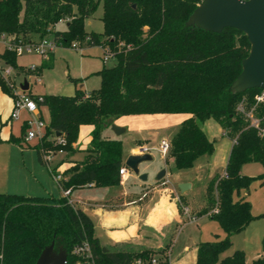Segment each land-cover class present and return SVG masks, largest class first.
<instances>
[{"label": "trees", "instance_id": "16d2710c", "mask_svg": "<svg viewBox=\"0 0 264 264\" xmlns=\"http://www.w3.org/2000/svg\"><path fill=\"white\" fill-rule=\"evenodd\" d=\"M202 0H0V32L21 40L40 39L50 32L60 45L75 39L87 46L108 45L115 52V63L98 71L100 86L85 97L81 88L73 95L29 94L49 111L45 135L37 145L42 152L71 153L79 127L92 125L91 140L82 161L64 170L62 188L93 184L98 187L119 183L122 165V141L101 136L108 118L123 115L183 113L188 116L169 140L167 157L176 169L193 166L204 154H212L214 144L201 127L214 119L233 141L224 175L207 180L205 204L198 215L210 214L224 232V237L201 241L196 247L195 264H246L245 252L234 250L221 257L231 245V234L242 230L256 216L241 190L253 179L264 183V136L248 125L236 107L241 100L251 105L253 87L241 91L231 86L242 70L250 42L241 30L225 27L212 31L188 24V19ZM102 5V32H87L85 21ZM134 5V7H133ZM69 18L62 30L53 25ZM120 43V50L116 45ZM3 60L23 71L17 54L4 50ZM53 52L40 69L47 66ZM37 68V71L40 70ZM0 89L11 94L0 79ZM64 136V145L52 136ZM258 162L263 170L255 176L241 172L244 164ZM238 195V197H237ZM88 241L97 264H127L137 257L159 255L160 264H168L164 252L126 250L107 247L94 234L91 217L66 198L28 196L0 192V264H35L44 249L54 242L67 254L66 264H73L75 245ZM252 264H264L258 256Z\"/></svg>", "mask_w": 264, "mask_h": 264}, {"label": "crops", "instance_id": "0c3cea01", "mask_svg": "<svg viewBox=\"0 0 264 264\" xmlns=\"http://www.w3.org/2000/svg\"><path fill=\"white\" fill-rule=\"evenodd\" d=\"M44 107L39 108V115L48 123V116L44 119L48 109L45 105ZM11 109L10 95L0 89V143L15 144V149L19 147L22 150L28 146L36 152L37 160H30L28 167L25 162L22 164L15 162V169L7 166V160L5 171L0 173V186L5 189V192L70 199L74 206L79 207L91 217L94 234L101 244L126 250L146 249L164 252L167 253L168 264H195L196 247L201 240L198 237L193 240L195 244L193 247L184 243L177 246L184 225L189 223L188 218L180 211L179 201L188 207L192 205L191 208L194 210L202 208L205 204L207 180L215 174L225 173L233 140L230 138L227 142L220 138V136H228L223 135V128L214 119L209 118L201 123L206 136L214 144V151L212 154L199 156L190 168L176 169L174 166L167 169L162 165L141 168L140 162L139 174L145 173V180H141L138 174L130 173L125 180L120 179L119 176V183L116 185L98 187L89 184L70 188L68 195H65L60 183L63 172L75 162L84 159L93 126L84 124L79 127L77 140L72 144L73 152H42L39 158L37 150L39 140L33 138L25 141L26 111L22 110L17 119H12ZM187 116L183 113L123 115L113 119V122L125 128L123 135L130 130L126 147L123 148V139L118 138L111 128L105 126L102 137L118 138L122 141V164L129 154H139V146L148 149L147 153L151 155V159L153 154L157 153L167 161L169 158L167 154L163 155L160 151V141L162 139L169 141L178 130L180 122ZM170 159L173 162V159ZM161 169L165 170V175L157 179L156 176ZM56 174H60L62 178L56 180ZM181 183L187 184L183 191L178 187ZM195 190L201 194L199 201L194 200ZM246 190L240 191L238 195L244 196L250 202L249 193ZM194 216H196L194 221L196 224L202 218L215 220L208 214L194 213ZM236 249L239 248L233 249L225 256Z\"/></svg>", "mask_w": 264, "mask_h": 264}, {"label": "rangeland", "instance_id": "374dc122", "mask_svg": "<svg viewBox=\"0 0 264 264\" xmlns=\"http://www.w3.org/2000/svg\"><path fill=\"white\" fill-rule=\"evenodd\" d=\"M101 15L102 5L100 3L95 12L85 21V29L87 32H102L103 24ZM68 20L69 18L67 17L61 18L53 25V28L59 30L64 29L65 22ZM46 36L50 37V32H48L45 37ZM71 42H77L80 47L72 48L70 46ZM71 42L68 45L57 46L53 51V58L50 63L41 69L40 66L46 59H43L40 55L34 53L17 54V64L22 66L23 71H19V69L15 68L10 82H12V84L15 83V86H20L23 79H26L29 83V87L27 90H24L25 93L39 96L41 94L73 95L78 88H81L84 92L83 94L86 95L88 92L97 89L100 86L98 71L104 67H111L115 63L116 50H113L114 56L112 55L110 58L103 61L104 53L100 44L87 46L84 44V40L81 41L79 39H75ZM121 47L122 45L120 43L116 45L117 50H120ZM3 49L4 47L0 43V52ZM31 65H35V68L31 69ZM37 68L40 70L37 71ZM39 108L43 109L45 107L43 104H40ZM46 112L48 113H46L47 115L44 114V119H46L47 116L49 119V111ZM106 128H110V126H106ZM103 135L104 130L101 131V136ZM117 137L123 139V148H125L128 143V138L130 137V130L124 135L123 133L117 135ZM220 138H223L227 142L230 140L228 137L220 136ZM17 148L18 149H15V144L0 143V161H2V163L0 162V173L5 171V163L7 160V166H9L10 169H15V162L17 164L25 162L27 163L26 167H28L30 160H37L34 149L28 146H25L23 150L19 147ZM152 157L151 160L142 161L140 167L162 165L167 169L174 168V164L170 157L167 158V161L166 158H161L157 153H154ZM262 170L263 167L258 162H249L242 167V173L249 176H255L262 172ZM131 174L135 175L134 172ZM259 183V179H253L248 190H246L249 193L248 198L251 202L252 213L255 214L256 217L252 219L245 228L231 234V245L221 253V257L235 248H239L245 252L246 264H252L253 258L257 255L264 256V183L261 185H259ZM242 191L243 190H241V192ZM0 192H5V189L1 186ZM194 192V200L199 201L201 194L196 190ZM191 207L192 205L188 207L189 213L191 215H194V213L198 215L201 208L194 210ZM180 211L182 215L185 216L181 208ZM184 226L177 246L184 243L189 247H193L195 245L193 240H196L197 237L201 241L224 237V232L218 225V222L208 218H202L198 224L194 221H189V223ZM165 255L167 259V253H165ZM156 256L159 257L157 254Z\"/></svg>", "mask_w": 264, "mask_h": 264}, {"label": "built area", "instance_id": "2783aa9c", "mask_svg": "<svg viewBox=\"0 0 264 264\" xmlns=\"http://www.w3.org/2000/svg\"><path fill=\"white\" fill-rule=\"evenodd\" d=\"M0 43L3 45L4 49L0 52V79L10 89V97L12 99V109L10 117L12 119H17L22 110L26 111L27 117L25 119L26 133L25 141H29L33 138H37L39 142L45 135L46 123L39 115V108L37 101L25 93L20 86H15V83L10 82L12 74L15 72V68L5 62L1 57V53L4 50L15 52L16 54L22 53H34L40 55L43 59H48L50 53L60 45L56 40L50 37H42L40 39H29L21 40L13 34H7L5 32H0ZM85 44V42H84ZM72 48L80 47L77 42H71ZM103 49V61L114 56L113 50L109 48L108 45H101ZM31 69L35 68V65L30 66ZM19 89V90H18ZM88 93L85 95V97ZM42 97L39 96L38 100ZM237 112L241 113L248 120L249 125L254 128L259 136H264V88L256 92L251 105H246V100H241L237 107ZM223 135H227L226 131H223ZM52 140L55 144L64 145L66 140L62 135L52 136ZM234 141V140H233ZM160 151L163 155H166L169 150V141L162 139L160 141ZM59 152H63V149H59ZM139 154L148 152V149L144 146H139ZM132 171L125 165L122 164L118 169V174L120 179L125 180ZM62 177L60 174L55 175L56 180H60ZM69 189L64 190V194L68 195ZM70 204L72 201L67 199ZM177 201H179L177 199ZM179 206L183 211V214L188 218L189 221H195L196 216L189 213V208L179 201ZM217 212V208H213L208 212V214H214ZM72 253L76 256V260L73 264H97L95 257L92 253L91 247L88 241L84 240L81 243L75 245L72 249ZM67 262V261H66ZM127 264H160L159 257L156 254L151 255L149 259L143 257H137Z\"/></svg>", "mask_w": 264, "mask_h": 264}, {"label": "water", "instance_id": "95a60500", "mask_svg": "<svg viewBox=\"0 0 264 264\" xmlns=\"http://www.w3.org/2000/svg\"><path fill=\"white\" fill-rule=\"evenodd\" d=\"M134 7V5H133ZM192 24L212 31H221L225 27H232L244 32L250 42L248 55L242 60V70L236 77L231 88L241 91L247 88H264V0H202L188 19ZM28 81L23 79L20 84L22 90L28 89ZM104 126H110L111 130L120 135L125 128L108 118ZM56 132V135H59ZM149 153L129 154L124 164L141 180L146 179V174H139L138 164L150 160ZM165 170L161 169L156 178L161 179ZM186 183L178 185L181 191ZM67 254L62 246L54 248L52 241L47 246L35 264H66Z\"/></svg>", "mask_w": 264, "mask_h": 264}]
</instances>
